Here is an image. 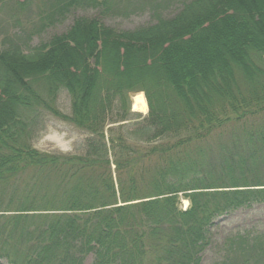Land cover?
<instances>
[{
	"label": "trees",
	"instance_id": "1",
	"mask_svg": "<svg viewBox=\"0 0 264 264\" xmlns=\"http://www.w3.org/2000/svg\"><path fill=\"white\" fill-rule=\"evenodd\" d=\"M41 1L0 0V11L34 3L43 31L72 8H118ZM45 114L87 136L83 154L33 147ZM261 203L264 0H193L133 31L79 18L29 52L0 48L1 261L200 264L214 221ZM219 264H264V234L228 240Z\"/></svg>",
	"mask_w": 264,
	"mask_h": 264
},
{
	"label": "rangeland",
	"instance_id": "2",
	"mask_svg": "<svg viewBox=\"0 0 264 264\" xmlns=\"http://www.w3.org/2000/svg\"><path fill=\"white\" fill-rule=\"evenodd\" d=\"M50 1V0H49ZM193 0H118L116 11L103 8L76 7L72 8L63 19L49 25L43 31L37 7L34 3L30 12L14 13L9 10L0 11V48H6L16 42L25 52H29L41 44L48 43L53 37L67 33L79 18L97 19L107 27L119 31H133L155 25L160 18L170 19L177 15L184 4ZM42 5H49L48 0L41 1ZM142 2L139 7L138 4ZM134 6V9H133ZM133 11V12H131ZM126 13L127 16H124ZM40 31V32H39ZM142 93L147 102L145 93L139 92L131 97V112L137 114V122H143L149 115L133 110V98ZM57 108L66 115L71 111V98L67 92H61ZM41 123L34 131L32 145L35 149L47 153H64L80 155L85 150L87 136L71 125L45 114ZM182 198L181 207L189 206ZM264 234V203L244 207L228 215L217 218L209 228V246L201 254L200 264H219L227 259V242L237 235L253 238ZM93 258H86L84 264H92ZM0 264H8L5 260Z\"/></svg>",
	"mask_w": 264,
	"mask_h": 264
},
{
	"label": "bare ground",
	"instance_id": "3",
	"mask_svg": "<svg viewBox=\"0 0 264 264\" xmlns=\"http://www.w3.org/2000/svg\"><path fill=\"white\" fill-rule=\"evenodd\" d=\"M147 102L144 98V95L142 93L137 94L133 98V110L139 113H146L147 112ZM186 204L188 205V202L185 201Z\"/></svg>",
	"mask_w": 264,
	"mask_h": 264
}]
</instances>
